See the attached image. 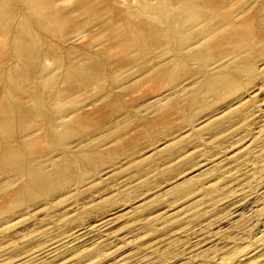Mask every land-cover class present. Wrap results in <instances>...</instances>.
Segmentation results:
<instances>
[{"label": "rangeland", "instance_id": "obj_1", "mask_svg": "<svg viewBox=\"0 0 264 264\" xmlns=\"http://www.w3.org/2000/svg\"><path fill=\"white\" fill-rule=\"evenodd\" d=\"M63 1L56 0V4L71 5L62 7H67L69 15L77 12L71 16L81 22L85 18L89 24L86 17L90 14L73 10L76 0ZM259 1L242 0L246 16L258 15ZM119 2L125 9L134 4ZM16 3L28 7L21 0ZM98 3L94 1V5L99 6ZM95 17L91 14L89 19ZM106 17V13L101 15V19ZM95 19L90 20L89 26L77 21L82 39L72 41V31L61 35V41L69 40L66 47H81L93 38L95 51L112 49L111 36L116 34L107 30L102 20ZM13 20L11 26L18 27L21 18L16 16ZM91 24L89 29L94 27L93 31L87 29ZM260 27L257 31L263 32ZM262 56L248 57L254 73L240 79L235 92L207 95L205 103L200 104L186 106V98L199 91L189 87L202 76L183 72L173 88L181 91L187 85L188 89L187 93H179L176 104L166 105L167 101L160 99L156 107L145 108L146 100L158 99L170 88H152L155 83L150 81L151 84L140 72L141 65L146 66L140 59L135 64V59H129L133 64L126 62L129 65L119 75L122 79L112 84L115 88L132 85L128 90L120 88L122 93L115 92L121 107H111L106 100L98 102L97 84L96 88H82L83 92L79 88L82 94L77 92L75 97L84 102L76 107L80 110H75L86 111L83 114H91V119L87 132L82 131L76 138L73 135L69 142L74 145L78 141L81 146L90 138L85 150L102 149V156L95 158L98 163L87 161L75 167L68 182L56 177L58 183L45 197L9 199L14 187L0 186V264H38L41 255L50 253L52 257L59 252L63 256L55 264H264ZM77 58L74 60L80 61ZM112 60V66H116ZM46 62V68L54 67L50 60ZM74 83V87L81 84ZM173 88L171 91H175ZM103 101L109 110L105 103L106 107H101ZM181 106L185 108L182 110ZM100 107L103 109L98 110ZM107 127L121 128L104 140L101 137ZM92 139L96 142L91 143ZM48 152L45 149L43 154ZM96 228L101 232L108 228L110 235L100 237ZM32 253L36 258L27 261Z\"/></svg>", "mask_w": 264, "mask_h": 264}, {"label": "bare ground", "instance_id": "obj_2", "mask_svg": "<svg viewBox=\"0 0 264 264\" xmlns=\"http://www.w3.org/2000/svg\"><path fill=\"white\" fill-rule=\"evenodd\" d=\"M16 1L0 0V186L14 187L8 194L9 199L45 197L58 183L56 177L68 182L75 167L87 161H97L95 158L102 149L100 152L95 151L99 148H93L92 152L85 150L84 145L90 138L85 141L80 139V144L84 143L81 146L76 140V145L69 142L73 135L76 138V135L88 129L91 119L90 113L89 116L86 111L85 114L77 112L79 107H76L84 101H78L75 95L80 92L79 88L81 91L82 88L89 89L87 86L96 88L97 84V101L106 100L111 107L117 106L120 101L115 92L122 93L120 88L128 90L132 85L115 88L112 84L122 79L119 75L129 65L126 63L129 59L136 60L129 61L130 65L139 59L144 60L146 66L140 64V72L149 82L155 83L156 87L152 85V88H170L160 98L146 100L143 106L149 109L156 107L160 99L167 101L166 105L176 104L179 93L188 89L187 83L184 85L186 88L181 85V91L173 88L178 84V79L181 80L180 74L183 72L202 76L199 80L192 78L191 83L189 74V89L199 91L187 96L186 106L190 103H205L207 95L235 92L240 87V79H246L247 75L254 73V66L248 57L258 54L261 58L264 55V0L259 1L261 7H257V16V12L246 16L242 0H127L134 2L133 5L129 2L127 9L122 7L124 1L120 3L119 0H97L99 6L94 5L95 0H76L73 10L82 9L84 13L90 14L86 17L89 24L95 18L102 20V25L116 34L115 38L109 35L111 41L113 37L112 49L103 48L100 52L93 49L96 45V39L93 38L87 43L85 41L81 47H66L69 40L66 44L61 41V35L72 31V41L79 40L83 33L77 31V21L87 23L85 18V21L81 18L83 22L73 18L71 15L77 12L73 13L72 9L70 14H73L66 13L65 8L71 7L64 2L66 0L60 2L62 6L67 5L65 8L59 6V2L57 5L56 0H21L28 7L21 3L18 5ZM82 10L79 12L83 13ZM103 13H106V19H101ZM91 14L96 17L89 19ZM16 16L21 18V22L18 20L19 26H13L16 28L14 31L11 25ZM86 23L84 25L89 26ZM91 26L85 27L89 29ZM257 26H261L260 31L263 29V32L257 31ZM89 30L84 31L88 33ZM6 35L11 37L7 39ZM77 57H80V61L74 60ZM113 58L116 66H112ZM48 60L53 63V68H46ZM75 81L76 85L80 82L81 86L74 87ZM171 88L175 91H171ZM123 94L119 96L123 97ZM104 101L101 107L106 104ZM101 107L98 110L106 106ZM181 108L183 110L185 107ZM174 112L177 111L174 109ZM109 128L103 132L102 139L118 132L121 127ZM95 142V139L91 140V143ZM45 149L49 151L48 155L43 154ZM105 222L102 223L104 226ZM98 231L100 237L110 235L108 228ZM49 256L41 255L38 264H55L63 253ZM32 258H36L35 253L27 261Z\"/></svg>", "mask_w": 264, "mask_h": 264}]
</instances>
